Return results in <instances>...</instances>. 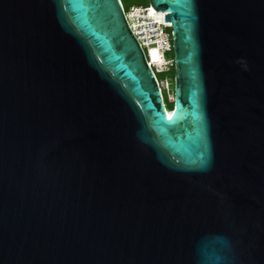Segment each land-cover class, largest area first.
I'll return each instance as SVG.
<instances>
[{"label": "water", "instance_id": "obj_1", "mask_svg": "<svg viewBox=\"0 0 264 264\" xmlns=\"http://www.w3.org/2000/svg\"><path fill=\"white\" fill-rule=\"evenodd\" d=\"M166 111L120 0H0V264H264V0H146Z\"/></svg>", "mask_w": 264, "mask_h": 264}, {"label": "built area", "instance_id": "obj_2", "mask_svg": "<svg viewBox=\"0 0 264 264\" xmlns=\"http://www.w3.org/2000/svg\"><path fill=\"white\" fill-rule=\"evenodd\" d=\"M122 12L126 24L138 43L144 60L153 74L161 98L172 100L171 93H167L168 83L165 78H157V73H163L172 67V53L169 23H163L151 13V6H128Z\"/></svg>", "mask_w": 264, "mask_h": 264}, {"label": "rangeland", "instance_id": "obj_3", "mask_svg": "<svg viewBox=\"0 0 264 264\" xmlns=\"http://www.w3.org/2000/svg\"><path fill=\"white\" fill-rule=\"evenodd\" d=\"M123 9H127L128 6H137V5H146L147 2L146 0H123ZM169 72L170 71H167V72H163V73H157V78L160 79V78H165L167 83H168V89H167V93H171V82H170V79H169ZM164 96V95H163Z\"/></svg>", "mask_w": 264, "mask_h": 264}, {"label": "trees", "instance_id": "obj_4", "mask_svg": "<svg viewBox=\"0 0 264 264\" xmlns=\"http://www.w3.org/2000/svg\"><path fill=\"white\" fill-rule=\"evenodd\" d=\"M123 2H124L123 0H120V3L122 5V7H123ZM169 71H170L169 72V79H170V82H171L172 81V73H173L172 67L170 68ZM170 87H171V85H170ZM162 101H163V105H164L166 111H169L171 109V107H172V102L171 101H167L165 96H162Z\"/></svg>", "mask_w": 264, "mask_h": 264}]
</instances>
